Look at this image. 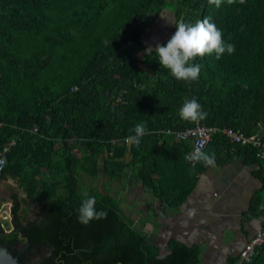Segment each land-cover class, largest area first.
Instances as JSON below:
<instances>
[{
    "label": "trees",
    "instance_id": "trees-1",
    "mask_svg": "<svg viewBox=\"0 0 264 264\" xmlns=\"http://www.w3.org/2000/svg\"><path fill=\"white\" fill-rule=\"evenodd\" d=\"M110 1L116 4L100 39L81 37L79 41L80 47L97 43L96 47L84 50L80 74L56 100L48 91L32 103L7 97L6 82L0 78V94L7 97L0 117V149L9 139H16L6 152L0 180L7 174L17 177L27 196L41 203L39 220L29 221L25 227L33 243H42L50 251L38 264H197L198 248L175 240L169 242L168 252L159 256L146 235L132 227L117 200L99 194L96 185L85 183V177L95 180L102 173L112 180L119 176L117 169L124 168L128 182L138 180L144 190L175 207L191 188L190 182L165 193L161 179L153 174L162 170L167 174L190 149L187 141L175 140L165 132L192 123L178 115L185 98H196L207 113L202 124L232 127L245 134L258 131L264 124V0H245L243 4L236 0L231 5L222 0L219 7L209 0H179L175 4L174 20L195 22L210 17L225 42L235 46L233 54L225 53L220 59L215 53L197 56L194 63L200 65V74L196 81L177 80L160 66L154 53H144L143 60L157 77L153 88L140 87L144 77L136 54L142 45L143 22L152 18L154 11L172 8L170 0H0V58L7 61L6 67L34 77L51 50L70 37L71 25L91 21ZM174 31L172 25L171 33ZM27 33H40L46 42L33 50L32 64L27 57L15 54L20 36ZM16 63L20 66L13 67ZM110 93L122 96V102L112 108L105 102ZM141 122L147 125L139 145L125 143ZM33 128L35 132L28 131ZM56 139L61 143L59 148L54 146ZM73 139L77 144H72ZM215 140L229 147L219 134L211 142ZM94 144L111 154L101 165L94 158ZM127 148L131 157L123 162L120 157ZM235 152L244 162L258 160L249 147H237ZM41 168L49 177L36 194L35 175ZM84 192L95 197L97 210L107 211L106 218L87 225L78 221ZM18 207L16 200L12 215ZM5 237L0 236V241ZM7 237L13 242L16 234ZM250 264H264V244L256 249Z\"/></svg>",
    "mask_w": 264,
    "mask_h": 264
},
{
    "label": "crops",
    "instance_id": "crops-1",
    "mask_svg": "<svg viewBox=\"0 0 264 264\" xmlns=\"http://www.w3.org/2000/svg\"><path fill=\"white\" fill-rule=\"evenodd\" d=\"M258 131L264 136V124ZM203 151L214 156V165L202 161L190 165L183 156L167 174L166 170L153 174L161 179L165 193L188 182L191 188L175 207L145 190V226L137 230L158 248L159 256L165 255L169 242L175 240L198 248L197 264H227L264 225V159L244 162L218 140Z\"/></svg>",
    "mask_w": 264,
    "mask_h": 264
},
{
    "label": "rangeland",
    "instance_id": "rangeland-1",
    "mask_svg": "<svg viewBox=\"0 0 264 264\" xmlns=\"http://www.w3.org/2000/svg\"><path fill=\"white\" fill-rule=\"evenodd\" d=\"M173 2L172 8H164L152 13V18H147L143 22V31L140 35L142 45L137 52V57L140 59L138 63L141 69V75L144 77V81L141 82L140 87L145 90H149L154 87L157 74L151 71V65L143 60V54L146 53L145 49L151 46L153 49L157 43H162L163 40L169 39L172 35L171 27L172 24L167 21L174 20V9L175 4L179 0H170ZM116 1H110L105 7L100 9L96 14L95 18L91 21H80L76 26L69 29L70 37L65 40L61 45H57L55 49L51 50L50 57L46 59L44 67L38 69L34 73V77L29 76L27 73L23 74L21 69L16 71L6 67L7 61L0 58V78L6 82V96H13L19 101H26L29 103L34 102L41 93L48 91L51 93L53 100H56L61 96L63 89L68 86L72 78L80 74L81 68L85 63L84 50L90 47H96L97 43H90L83 47L79 45L81 37H86V39L93 41L95 39H100L102 35V29L107 25L108 18H110V13L114 8ZM20 46L16 47L17 58L27 57L31 64L34 62L35 54L33 53L38 46H45L46 42L42 39L40 33H27L26 35L20 36ZM101 43L106 41L105 38H101ZM41 57L44 56L43 53L40 54ZM13 65V64H12ZM18 63L14 64L13 67H19ZM5 67V71H4ZM73 87L70 86L69 90ZM0 94V117L2 112L5 111V102L7 97ZM105 102L112 108L115 104L122 102V96L117 93H110L106 98ZM43 113H46V109H43ZM12 117L14 112L9 113ZM9 115V117H10ZM10 117V118H12ZM2 122L0 121V125ZM145 125H147L145 123ZM72 144L76 143V140H72ZM121 141V140H120ZM71 144V140H68V144ZM126 143V142H125ZM54 146L59 148L61 143L59 139L54 140ZM95 154L94 158L97 164H102L106 159H109L110 153L107 152L101 145L94 144ZM131 157V150L126 149L124 154L120 157L123 162H128ZM34 165V164H33ZM32 166V165H31ZM119 172L118 177H114L112 180L109 177L100 173L99 177L92 180L89 176L85 177V183H91L98 187V192L101 195L109 194L114 197L123 212L129 214L130 221L132 220V227L137 229H142L145 226L144 218H142L146 213V207L143 206L146 201L145 190L139 187V181L133 179L128 182L126 179V169H117ZM49 173L46 169L41 168L40 172L35 175L38 181L36 187V194L41 187V184L47 180ZM3 184L1 187L10 188L15 192L19 198L18 216L21 222L26 219H35L38 217L41 203L35 201L27 196L23 187L18 182V178L12 175H5L3 178ZM109 181L108 184L104 181ZM9 184V185H8ZM0 190V227L4 232L12 230L11 221V200L2 196V191ZM132 211H131V210ZM135 209V210H134ZM140 209L139 212H136ZM131 211V212H130ZM139 220L136 221V217ZM143 224H142V222ZM139 223V224H137ZM7 233V232H6Z\"/></svg>",
    "mask_w": 264,
    "mask_h": 264
},
{
    "label": "clouds",
    "instance_id": "clouds-1",
    "mask_svg": "<svg viewBox=\"0 0 264 264\" xmlns=\"http://www.w3.org/2000/svg\"><path fill=\"white\" fill-rule=\"evenodd\" d=\"M236 0H227L228 4L235 3ZM241 4L245 0H239ZM210 4L219 7L222 0H209ZM174 25L175 31L166 43H157L153 49L151 46L145 49L147 56L155 54L160 66L168 69L171 75L177 80L196 81L199 79L200 65L194 63L197 56L213 54L217 59L225 53L231 55L235 52V46L232 43L225 42L222 31L217 28L215 23L211 22L210 17L195 22L185 21L183 19L167 21ZM178 115L182 120L197 122L204 120L207 113L203 110L201 104L196 98H185L179 107ZM134 135L128 137L132 144L139 145L140 139L146 133L144 122L138 123L132 129ZM185 159L196 162H204L206 165H214V156L203 151L202 145H197L194 150L185 157ZM78 208L77 219L81 224L87 225L94 219H104L107 217L106 210H97L96 199L87 192L83 193Z\"/></svg>",
    "mask_w": 264,
    "mask_h": 264
},
{
    "label": "built area",
    "instance_id": "built-area-1",
    "mask_svg": "<svg viewBox=\"0 0 264 264\" xmlns=\"http://www.w3.org/2000/svg\"><path fill=\"white\" fill-rule=\"evenodd\" d=\"M28 131L35 132L36 128ZM165 132L172 135L175 140H185L189 143L190 149L184 154V159L197 145H202L204 149L211 142L215 134L222 136L229 144L231 150L235 151L237 147H249L254 150V155L258 160L264 159V137L259 131L245 134L232 127L209 126L197 121L192 122L189 126L183 129H166ZM112 142L115 141L113 140ZM124 142H128V137L124 139ZM15 143L16 139L11 138L0 149V174L5 166L6 152ZM185 161L191 165L195 163V161L187 159H185ZM263 244L264 225L257 229L254 234L248 238L237 254L235 260L230 264H250L256 249L260 248Z\"/></svg>",
    "mask_w": 264,
    "mask_h": 264
},
{
    "label": "flooded vegetation",
    "instance_id": "flooded-vegetation-1",
    "mask_svg": "<svg viewBox=\"0 0 264 264\" xmlns=\"http://www.w3.org/2000/svg\"><path fill=\"white\" fill-rule=\"evenodd\" d=\"M3 184V180H0V190ZM2 196L11 200V208L16 200L19 201V198L15 192L10 188H3ZM10 208V212H11ZM39 220L38 217L35 219H26L24 222L20 221L18 216V211L16 215L11 214L12 221V230L4 232L0 227V236H6L5 240L0 241V246L6 248L14 257H16L17 261L21 264H38L43 260L44 257L50 254L48 247L42 243H33L26 235L27 223L29 221L37 222ZM16 234L15 240L9 241L10 237H7L8 234Z\"/></svg>",
    "mask_w": 264,
    "mask_h": 264
},
{
    "label": "water",
    "instance_id": "water-1",
    "mask_svg": "<svg viewBox=\"0 0 264 264\" xmlns=\"http://www.w3.org/2000/svg\"><path fill=\"white\" fill-rule=\"evenodd\" d=\"M6 233V232H2ZM0 264H21L6 248L0 246ZM117 264H121L118 262Z\"/></svg>",
    "mask_w": 264,
    "mask_h": 264
}]
</instances>
